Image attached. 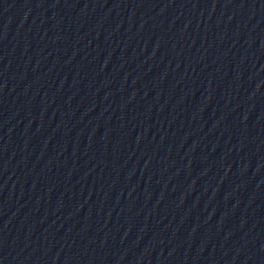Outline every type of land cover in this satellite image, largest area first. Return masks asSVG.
<instances>
[{"label":"water","instance_id":"1","mask_svg":"<svg viewBox=\"0 0 264 264\" xmlns=\"http://www.w3.org/2000/svg\"><path fill=\"white\" fill-rule=\"evenodd\" d=\"M0 264H264V0H0Z\"/></svg>","mask_w":264,"mask_h":264}]
</instances>
